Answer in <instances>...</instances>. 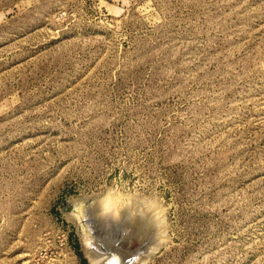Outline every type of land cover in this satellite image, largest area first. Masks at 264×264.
I'll return each instance as SVG.
<instances>
[{
	"label": "rangeland",
	"instance_id": "1",
	"mask_svg": "<svg viewBox=\"0 0 264 264\" xmlns=\"http://www.w3.org/2000/svg\"><path fill=\"white\" fill-rule=\"evenodd\" d=\"M102 196L144 264H264V0H0V264H93Z\"/></svg>",
	"mask_w": 264,
	"mask_h": 264
},
{
	"label": "bare ground",
	"instance_id": "2",
	"mask_svg": "<svg viewBox=\"0 0 264 264\" xmlns=\"http://www.w3.org/2000/svg\"><path fill=\"white\" fill-rule=\"evenodd\" d=\"M77 201H73L74 208L70 211L69 216L77 223L84 252L93 264H144L151 253L164 242L165 222L160 206L157 204L147 201L149 205L147 207L142 206L141 209L140 201L130 198L126 205L117 211L116 223L113 227L111 226L114 229L108 230L105 227V231L99 233L96 231L92 217V203L85 205L83 201ZM141 205L145 206V204ZM142 216L149 220L150 226L146 231L140 233L138 230L139 227H142ZM133 233L138 239L136 245H140V247L134 250L123 247V240L129 241L130 235ZM148 238L151 239L150 244L147 248L140 250L142 243ZM110 251L112 252L109 253Z\"/></svg>",
	"mask_w": 264,
	"mask_h": 264
},
{
	"label": "clouds",
	"instance_id": "3",
	"mask_svg": "<svg viewBox=\"0 0 264 264\" xmlns=\"http://www.w3.org/2000/svg\"><path fill=\"white\" fill-rule=\"evenodd\" d=\"M109 213L116 215V212L109 206L108 197L105 196L100 203V211L98 214L103 217L104 215H107Z\"/></svg>",
	"mask_w": 264,
	"mask_h": 264
},
{
	"label": "water",
	"instance_id": "4",
	"mask_svg": "<svg viewBox=\"0 0 264 264\" xmlns=\"http://www.w3.org/2000/svg\"><path fill=\"white\" fill-rule=\"evenodd\" d=\"M121 240H118V242H120ZM82 247H83V244H82ZM83 249H84V247H83ZM112 251H110L109 253H111Z\"/></svg>",
	"mask_w": 264,
	"mask_h": 264
}]
</instances>
